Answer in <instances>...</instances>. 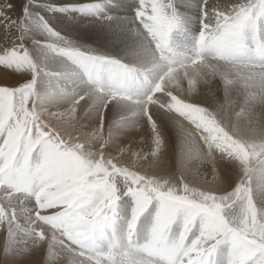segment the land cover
<instances>
[{
    "label": "snow or ice",
    "instance_id": "snow-or-ice-1",
    "mask_svg": "<svg viewBox=\"0 0 264 264\" xmlns=\"http://www.w3.org/2000/svg\"><path fill=\"white\" fill-rule=\"evenodd\" d=\"M207 2L201 3V30L190 54L171 42L172 34L183 24L171 0H137L135 16L161 60L199 62L208 70L207 76L221 75L226 87L234 83L232 76L217 73L210 61L232 65L252 61L264 73V0H246L227 13L216 11L214 23L209 21ZM12 9L11 0H0V22L5 27L20 23L10 15ZM35 23L51 38V42H36L45 50V58L52 54L65 57L75 70L47 71L43 63L34 61L23 42L0 49V72L32 74L31 80L15 87L0 83V182L9 189L24 186L29 195L39 193L45 185L64 176L69 168L64 154L79 152L81 148L78 142L66 143L51 129L45 131L41 126L33 105V99H38L41 80L48 84L49 101L66 94L68 83L89 86L84 95L72 101L74 118L86 98L98 99L106 107L117 94L125 95L139 71L115 59L92 54L91 50H80L50 27L42 16ZM104 79L109 81L108 87L104 86ZM158 91H163L160 83L153 86L149 101L181 118L172 123L180 136L183 170L188 161L212 162L211 179L205 180L220 188L223 181L214 166V156L234 159L243 170V177L234 188L205 190L190 184L184 175L178 184L170 183L166 178L138 174L111 161L87 158L85 171L91 173L92 169L103 167V173L89 177H84V172L77 173L73 181L57 185V191L64 193L62 204L50 209L47 195H37L36 208L30 211L41 221H52L54 227L62 230L69 246L75 245L80 250L73 257V264H84L86 259L90 264H264V209L258 207L253 196L255 181L256 192L264 200V170L256 168L257 164L264 163V140L238 139L213 111L181 101L171 92L167 93V103L157 101L154 96ZM256 102L264 104V92L250 98L246 89L244 107ZM225 109L226 105L221 104L218 110ZM145 111L153 134L152 163L160 166L165 141L152 112ZM182 121H187L191 128H185ZM100 127H103V114ZM117 177L122 187L117 184ZM124 197L131 200L132 207L126 235L120 237L116 226L119 202ZM150 209L152 223L141 243L135 234L138 221ZM42 212L50 215L42 216ZM0 233L6 234L0 255L19 260L48 241L44 264H57L59 246L55 236L49 241L48 234L31 219L23 225H14L9 216H0ZM221 253L225 254L223 260Z\"/></svg>",
    "mask_w": 264,
    "mask_h": 264
},
{
    "label": "bare ground",
    "instance_id": "bare-ground-1",
    "mask_svg": "<svg viewBox=\"0 0 264 264\" xmlns=\"http://www.w3.org/2000/svg\"><path fill=\"white\" fill-rule=\"evenodd\" d=\"M240 1L241 0H208L206 8L209 13V21L214 23V19H215L214 13L216 11L227 13L228 11L231 10L233 6H236L237 2ZM171 2L172 4H174L173 0H171ZM176 3L178 6L177 8H180V14L182 15L183 18L187 14L190 15L187 17L186 22L188 21L190 23L189 26L196 31V34H198V32L201 30L200 18H201L202 0H178L176 1ZM137 7H138L137 0H88L87 4L81 7V9L82 8L89 9V11H87L88 15L85 16L82 15L80 16V18L74 19V17L72 16H74L77 13L76 11L78 9L75 11L76 13L73 15L69 13L70 11L69 9H66L67 11L63 13L65 16H62V20L64 22L62 21L60 23L64 24L65 22L67 23V21L69 22L72 21L73 19H74L73 22L77 20L78 23L76 25L77 27L76 30H78L82 36L86 37V35H88L86 37L87 40L88 38H90L89 35L90 32H92L93 30L95 31L97 30V32L100 31L98 32V34L101 33L100 34L101 37L99 38V40L101 41H97L96 43L99 44L101 48L104 49L106 54L109 53L108 55L114 56L111 59L125 61L130 64L136 63L140 66V67L138 66L139 68L145 66L149 67L151 64L154 65L153 62L157 60V58L153 55L149 47L150 44L145 42L141 37H139L142 32H140L141 30L137 31L136 28V26L138 27L139 24L135 16ZM95 15L98 16L97 18L99 19L95 18L94 17ZM12 18L13 19L16 18V15L14 13L12 14ZM6 28L5 25L0 22V49L7 48L6 38H8V35L6 32L8 30L5 31ZM186 38L184 39V41L187 40ZM190 39L192 40L194 39L195 41L196 38L193 37ZM172 44L175 47L180 46L187 49L190 54V49H191L190 46L192 44H188L186 47L183 45L181 46L179 44L178 39H175L174 42H172ZM109 50L112 55L110 54ZM210 63L215 66V70L217 73L219 74L226 73L229 74L230 76H234V78L233 77L232 78L235 79V81L241 78L242 75L247 77V75L258 76L260 74L261 79L264 82V73H259L257 70H256L257 73H254L249 69H244L250 67L247 66L240 67V63L239 66L237 67H234L235 65H233L232 67L231 65L225 66L226 68L230 69L231 71L230 73L220 72L218 70L217 65H215L213 62ZM45 68L47 71L53 73L55 72L62 73L68 69L75 70V66L71 65V62H68V60L66 61L65 59L57 55H55L51 63L48 64V66ZM163 68L164 67L162 66L160 67V69L154 70L155 68H153V70L161 71ZM207 71L208 70L205 68L200 69L201 72L200 79H198L199 76L197 77V72L195 73L191 71V68L185 69L182 72L177 70L172 71L170 75L166 79H164V81L162 80L163 81L162 84L163 86H165L166 89L177 92L178 95L181 96V98L183 96L184 99L186 98V100H188L191 103L207 108L208 107L213 108L215 114H220V112L217 111L222 103H224L227 107L230 106L231 109L229 110L226 109L227 111L225 113L229 116L228 118L233 119L235 125L233 128L238 135H241L242 140L244 141L264 140V107L261 108L262 104L255 106L253 105L254 108L252 107L251 108L252 110L250 111V108L249 110L247 109L249 105L247 106L246 109L243 106L244 110H240L239 108H241L240 107L241 105L239 106L237 105V103L234 104V102H230L232 100L228 99L230 101H226L224 99L226 101L224 102V100L221 99L222 97L221 92L223 91V90L221 91V86L223 83V80L221 79V75H215L209 77L206 75ZM2 73L5 74V76H7L8 79L7 81H4L2 75L0 74V83H6L10 86L11 83H14L16 81L17 82L21 80H23L22 82L26 81L23 78L20 80L13 78L12 75L13 73L11 74L8 71H4ZM182 74H184V76H182ZM140 77L137 74L136 77L137 81L133 83V85L131 84V86L125 91L126 93L125 96L127 94H130L132 95V101L133 98L136 97L137 99L135 98L134 100H137V102L134 101L135 103H130L129 101V103H127L121 101L118 98L119 100L113 99L114 101H112L111 103L107 104L106 107H104L101 103H99L98 99L89 100L86 98L85 100L81 101L79 105V110L74 118L71 116L72 101L78 98L79 96L84 95L88 91L87 89L88 85L85 86L84 85L85 83H68L66 85V94H64L59 99L49 101L47 100L48 84L42 79L40 84H38V88H37L38 93L40 94V96H42L40 97L38 94L40 98L39 101H41V103H39V106L36 105H35L36 107L34 106L35 111L39 116L41 126L44 127L45 131L51 129L53 134H58L66 143L75 142V141H77L78 143L82 142L81 144L85 146V149H83L82 151L84 156H86L85 159L91 158L92 160H96V161L100 159L104 160L105 157L108 159L107 156L109 154L107 156L105 155L104 157L103 151L106 150L104 146L105 145L107 146V144L103 145V142L105 143V140L109 138L108 136L109 133L110 134L112 133V138H111L112 142H111V151H110L111 155H109V158L111 157L110 161L121 164V166L123 165L125 167H130L132 169L135 168L137 169V171L139 170L143 174L145 173L153 176L159 174L160 176L170 175V173H173L174 177L176 178V180L174 179L176 183H179L180 177L184 175L186 181H188L190 184L201 187L205 190L230 191L233 188L232 180L234 179V176H236V174L238 173L240 174L241 172H243L242 166L239 163L234 164L232 161L233 159H226L220 157L219 154H215L214 166L223 181L220 188L219 186L213 185L205 180V178H208V180L211 179L212 168H213L212 162H207V161L200 162L199 160L188 161L186 169L183 170V161L181 159V152H180V146H181L180 136L177 128L172 123L174 120H180L181 118L177 116L176 113L174 112L172 113L164 112L161 108L157 107L155 103H152L149 100H147L149 102L146 104L145 98L146 96H149L148 94L150 93V91L152 92L151 88H153V84L147 86L148 84L142 81ZM214 79H216V81ZM219 79L222 83L219 82ZM104 80L106 81L104 86L108 87L109 81L107 79ZM246 81L248 80L246 79ZM17 82L15 85L20 84ZM218 83H220L221 85H219ZM194 86H196L195 89ZM255 89L257 88L254 87V90ZM258 89L259 92H264V87H259ZM174 92L171 93L176 96V93ZM156 96L157 97L154 98L155 100L163 103L168 102L167 96L163 97V94L161 95L159 94L158 96L157 93ZM122 98H124L123 95ZM36 100L37 98H34L33 102ZM179 100L183 101L182 99ZM228 102H230V104ZM102 109L105 110L104 113H102ZM146 109H150V111L152 112V118L153 120L156 121L160 134L165 141V147L161 153L162 159L160 166H153L152 163L153 157L151 155V152H152L153 134H152L151 125L149 124V121L146 117V111H145ZM238 110H240V112ZM256 110L261 111L259 115L254 114V111ZM102 114H103V127L101 129L100 117ZM125 118L130 119L128 124L125 123L126 122ZM123 119L125 122L122 121ZM120 120L123 123H125L124 126L128 129L126 130L121 129L120 123L118 125V122ZM252 120H255V122L247 124ZM182 122L184 123L185 128H191V125L188 124L187 121H182ZM193 132H195V130H193ZM166 139H168L170 150L166 146L167 145ZM71 153L72 152L64 154L67 158L69 168L67 169V172L64 176L59 177L63 181L67 179L68 172L76 171L74 163L68 160V158H70L69 154ZM263 164L264 163H262V165ZM87 167L88 165L86 163L82 167L78 166V171L84 172V174L89 173L85 171ZM261 169L264 170V166ZM173 175H172V179H173ZM55 181L56 179H54L52 182L49 183L51 184V186H48L47 184L45 185L46 187L44 186L43 188L40 189V192L37 193V195L41 197L47 195L46 203L50 209L55 208L56 205L62 204L64 202L63 200L64 193L57 191L58 184L56 185ZM171 181L173 182V180ZM20 187H24V186H18L16 188L9 189L7 186H5L4 182H0V188H1L0 190L4 189L5 191L6 190L14 191V190H18ZM255 193H256V203H258L260 208L264 209V200L260 199L259 193L257 192ZM55 194H60L61 196L56 197ZM7 198L8 197H2V196L0 198V208H2L3 210L2 211L3 215H7L10 218H12L14 225L16 221H18L21 225L26 223L29 219H31V221H34L37 227L43 229L44 232L48 234L49 241H51L52 237L55 236L56 242L58 243L59 246V258L57 260V264H73V257L78 255V252H76V250L79 249H77L75 245L69 246L68 241L65 239V236L62 234V230L59 227H54L52 221L46 222L36 218L35 212L30 211V210H35L36 202H34L31 198H28L24 201L16 199L15 196L12 197L11 199H7ZM119 204L120 205L118 206L119 213H118V222L116 226V234L120 237H124L127 231V222L130 219V215H131L132 203L128 197H124V199L122 198V201L119 202ZM41 215L47 217L50 215V213L42 212ZM152 217H153V213L152 210L150 209L138 221L135 234L137 240L141 243L143 242L147 234L148 227L152 223ZM5 235H6L5 233H0V238H1L0 245L3 244ZM60 242H62V244ZM29 243H31V241H29ZM47 246H48V241H46L44 245L35 248L28 256L21 258L19 260H15L10 256L4 257L0 255V264H5V261H7V264H44L45 259L47 257ZM224 255H225L224 253H221L220 255L221 260L224 259ZM84 264H90V261L86 259Z\"/></svg>",
    "mask_w": 264,
    "mask_h": 264
},
{
    "label": "rangeland",
    "instance_id": "rangeland-1",
    "mask_svg": "<svg viewBox=\"0 0 264 264\" xmlns=\"http://www.w3.org/2000/svg\"><path fill=\"white\" fill-rule=\"evenodd\" d=\"M174 1V4H173V6L175 7V9H176V11H177V13H178V15L180 16V18L182 19L183 17H182V15L180 14V8H177L178 6H177V3H176V1H178V0H173ZM11 2H12V4H13V9L10 11V15L12 16V14L14 13L15 15H16V18H14V20H16V21H18V22H20V23H18L16 26H12V27H5L6 29H5V31H7L6 33H7V35H8V38H6L7 39V48H11V47H13V46H15L17 43H20V42H23L24 44H25V46L29 49V51H30V53H31V55L33 56V59H34V61L37 63V64H41V63H43L44 64V66L45 67H47L48 66V64H50L51 63V61L53 60V58L55 57V54H52L50 57H48L47 59L45 58V50L43 49V47H42V45L41 44H38V43H36L37 41H40V42H51V38L50 37H48V35H47V33H45V32H43L42 30H40L39 28H38V26L36 25V21L39 19V17L40 16H42L43 18H44V20L48 23V25L50 26V27H52L56 32H58L62 37H64L65 38V40H67V41H69V42H71L75 47H77V48H79L80 50H82V51H88V50H91V52H92V54H96V55H102V56H104V57H107V58H112V57H114V56H110V55H108L109 53H107L106 54V52L104 51V49L103 48H101V46L99 45V44H97L96 42L97 41H101V40H99V38L101 37L100 36V34L101 33H99L98 34V32H100V31H98L97 32V30L95 31V30H93L92 32H90V38H88V40L86 39V37L88 36V35H86V37L85 36H82L81 34H80V32L78 31V30H76V25H77V20H75V22H73V20L74 19H78V18H80V16H82V15H88V12H84V13H82V11L80 10L81 9V7L82 6H84V5H86L87 4V2H88V0H11ZM52 2V3H51ZM244 2H246V0H241L240 2H237V4L236 5H238V4H241V3H244ZM88 6V5H87ZM67 7V8H66ZM25 8H27V13L25 12ZM73 9V11H72V9ZM66 9H69L70 11H69V13H71L72 15L73 14H75L76 12V14L74 15V16H72V17H74V19L72 20V21H67V23L65 24H61L60 22H62L63 20H62V16H65L63 13L65 12V11H67ZM78 9V10H77ZM77 10V11H76ZM76 11V12H75ZM62 13V14H61ZM60 15V16H59ZM188 16H190V15H186V16H184V18L182 19V21H184L183 22V24H182V26H181V28H180V30H177V31H175L173 34H172V36H171V41L172 42H174V40L175 39H178L179 40V44L182 46H187L188 44H192L193 45V42H194V39L192 40V39H190V38H198V35H199V32H198V34H196V31L192 28V27H190L189 25H190V23L187 21L186 22V20H187V17ZM76 17V18H75ZM95 18H97L98 16H94ZM97 19H99V18H97ZM79 21V20H78ZM64 22V21H63ZM71 22V23H70ZM2 23V22H1ZM69 23V24H68ZM87 27H88V25H87ZM264 27V26H263ZM136 28H137V30H141L140 32H142L141 34H140V36L139 37H141L145 42H147V43H149L150 45H149V47H150V49H151V51H152V53H153V55L157 58V60H155L153 63H154V65H156V66H154L153 64H151L149 67L148 66H145V67H142V68H139L140 66L138 65V64H136V63H128V62H125V61H121V60H117V61H119L120 63H122V64H125V65H128L130 68H132V69H134V70H139L138 71V75H139V77H140V79L142 80V81H144V82H146V84H148L147 86H150V85H152L153 84V86L155 85V84H157V83H160L162 86H163V81H164V79H166L169 75H170V73L172 72V71H180V72H182L183 70H185V69H190L191 68V71H193V72H197V77H198V79H200L201 77H200V69H202V67L200 66V63L199 62H197L196 64H188V63H178V64H176V63H169V62H165V61H163V60H161L160 58H159V54L155 51V47H154V43L153 42H151V40H150V38H147V36H146V32L142 29V26L140 25V24H138V27L136 26ZM21 29H23V35H22V33H21ZM186 34V35H185ZM262 34H264V28H262ZM144 35H145V37H144ZM189 35V36H188ZM187 37V38H186ZM147 38V39H146ZM187 39L186 41H184V39ZM182 39V40H181ZM188 39H190V40H188ZM147 40V41H146ZM192 40V41H191ZM186 42V43H185ZM182 43V44H181ZM185 43V44H184ZM191 45V46H192ZM191 46H190V48H191ZM178 47H180V46H178ZM154 48V49H153ZM183 48V47H182ZM109 52H110V50H109ZM155 52V53H154ZM110 54H111V52H110ZM110 56V57H108V56ZM112 55V54H111ZM158 56V57H157ZM61 58H63V59H65L66 61H67V59L65 58V57H62V56H60ZM154 57V58H155ZM155 58V59H156ZM158 60H160V61H158ZM68 62H70V61H68ZM159 62V63H158ZM210 62H213L215 65H217V67H218V70L220 71V72H231L230 71V69L229 68H226L225 66H230L231 65V67L233 66L232 64H229V63H226V62H223V61H215V60H212V61H210ZM249 62V63H248ZM128 63V64H127ZM155 63H158V64H155ZM251 63V64H250ZM153 65V66H152ZM160 65V66H159ZM166 67H165V66ZM179 65V66H178ZM218 65H220V66H218ZM242 65H244V66H242ZM252 65V66H251ZM135 66V67H134ZM139 66V67H138ZM164 67L161 71H154V70H156V69H160V67ZM169 66V67H168ZM237 66H239V63H237L234 67H237ZM250 67V68H244V69H249V70H251L252 72H254V73H257L256 72V70L259 72V73H261L260 71H259V69H258V65L257 64H255L254 62H252V61H245V62H240V67ZM148 67V68H147ZM199 67H200V69H199ZM224 67V68H223ZM149 68H152V69H149ZM153 68H155L154 70H153ZM193 68V69H192ZM255 68V69H254ZM173 69V70H172ZM226 69V70H225ZM143 70V71H142ZM149 72H148V71ZM151 70V71H150ZM12 75H13V78H16V79H24V80H26V81H28V80H31V78H32V74L30 73V72H15V71H11L10 72ZM56 73V72H55ZM199 73V74H198ZM0 74L2 75V78H3V80L4 81H7V79H8V77L7 76H5V74H3L2 72H0ZM150 75V76H149ZM157 77H156V76ZM242 75V74H241ZM22 76V77H21ZM160 76V77H159ZM164 76V77H163ZM182 76H184V74H182ZM244 75H242V77L241 78H239L238 80H236L235 81V79H233L234 80V83L232 84V85H230V86H225V83L223 82H221L220 81V79H219V82H221L222 83V86H221V93H222V97H221V99H225L226 101H230V100H232V101H230V102H234V104H236L237 103V105H241L240 107L241 108H239L240 110H244V108L246 109L247 108V106H248V110H249V108H250V111L252 110L251 108L253 107V105L255 106V105H260V103L258 104V102H256V103H251V104H248L246 107H244L243 108V106H244V102H245V91H246V89H247V93H248V96L251 98V97H253V96H255V94H257V93H260L259 92V87H264V82L262 81V79H261V75L259 74L258 76H253V75H247V77L246 76H244ZM260 76V77H259ZM145 77V78H144ZM153 77V78H152ZM233 78H234V76H232ZM27 78H28V80H27ZM152 80H151V79ZM156 78V79H155ZM205 78V77H204ZM251 78H252V80H251ZM83 79H85V78H83ZM144 79V80H143ZM158 79H159V81H158ZM246 79L248 80V81H246ZM249 79H250V81H249ZM146 80V81H145ZM163 80V81H162ZM207 80V79H206ZM215 81H216V79H214ZM253 80H254V82H253ZM23 80H21V81H19V82H17V83H23L22 82ZM26 81H24V82H26ZM136 81H137V78H136ZM135 81V82H136ZM256 81V82H255ZM16 82H14V83H11V85L10 86H12V87H15V86H17V85H15L16 84ZM105 80H103V84H105ZM152 82V83H151ZM156 82V83H155ZM263 82V83H262ZM237 83V84H236ZM262 83V84H261ZM6 84V83H5ZM219 85H221L220 83H218ZM257 86H256V85ZM8 85V84H7ZM85 86L87 85L86 83L84 84ZM133 85V84H132ZM197 86V85H196ZM196 86H194V89L196 88ZM241 86V87H240ZM250 86V87H249ZM88 87L89 86H87V89H88ZM245 87V88H244ZM249 87V88H248ZM254 87H256L257 89H255L254 90ZM152 90H153V88H151ZM127 90V89H126ZM125 90V91H126ZM237 90V91H236ZM250 90V91H249ZM170 90L169 89H166L165 88V86H163V91H162V93L161 92H156L157 93V95L159 96V94L161 95V94H163V97H165V96H167V93L169 92ZM199 91V90H198ZM254 91V92H253ZM257 91V92H256ZM170 92H174L173 90H171ZM227 92V97L226 96H224L225 95V93ZM236 92V93H235ZM239 92H240V94H239ZM150 93H151V91H150ZM149 93V94H150ZM159 93V94H158ZM174 93H176V96H177V98H179V99H182L183 101H185V102H189L188 100H186V98L184 99L183 98V96H182V98H181V96L180 95H178V93L177 92H174ZM235 93V94H234ZM244 93V94H243ZM39 94V93H38ZM148 94V95H149ZM224 94V95H223ZM231 94V95H230ZM250 94V95H249ZM254 94V95H253ZM128 95V96H127ZM126 96L125 95H123L124 96V98H122V95H120V94H117L115 97H113L112 98V101H114V100H121V101H124V102H127V103H129V101H130V103H135V102H137V100H134L136 97H134L133 98V101H132V95H130V94H127ZM39 96H40V94H39ZM39 96H38V99L36 100V101H34L33 103H34V106L36 105V106H39V103H41V101H39L40 100V98H39ZM180 96V97H179ZM231 98H230V97ZM239 96V97H238ZM40 97H42V96H40ZM155 97H157L156 96V94H155V96H154V98ZM161 97V96H160ZM227 99H226V98ZM235 97H238V98H235ZM119 98V99H118ZM129 98H131V99H129ZM144 98V97H143ZM258 98V97H257ZM43 99V98H42ZM114 99V100H113ZM137 99V98H136ZM146 104L149 102V101H147V100H149L148 99V96H146ZM228 99H230V100H228ZM126 100H128V101H126ZM224 100V102H226ZM135 101V102H134ZM151 102V101H150ZM230 102H228L229 104H230ZM222 104H224V103H222ZM35 106V107H36ZM237 107V106H236ZM264 107V105L262 104V106H261V108H263ZM205 108H207V107H205ZM254 108V107H253ZM104 109V108H103ZM207 109H209V110H211V111H213V108H210V107H208ZM226 109L227 110H229V109H231V107L230 106H226ZM225 109V111H223V110H218L217 112H220V114H216V116H217V119H219L220 120V122L222 123V124H224L226 127H227V129H228V131L229 132H231L232 134H233V136L234 137H236V138H238V139H242V137H241V135H238L236 132H235V130H234V122H233V119L232 118H228L229 116L225 113L227 110ZM240 110H238L239 112H240ZM232 111H235V110H232ZM105 112V110H103V113ZM214 112V111H213ZM260 110H256V111H254V114L255 115H259L260 114ZM215 113V112H214ZM261 116V115H260ZM221 117V118H220ZM228 119V120H227ZM128 120V121H127ZM129 120L130 119H126L125 118V121H124V119L122 120L123 122H125V123H127L128 124V122H129ZM121 120L118 122V125H119V123H120V127H121V129L122 130H126V129H128V128H126L124 125H125V123H123ZM255 122V120H252V121H250V122H248L247 124H249V123H254ZM233 126H232V125ZM125 128V129H124ZM109 138H107V140H105V143L103 142V145H105V144H107V146L105 145L104 147H105V149L106 150H104L103 151V153H104V157H105V155L107 156L108 154L109 155H111L110 153V151H111V142H112V140H111V138H112V133L110 134L109 133ZM167 140V148L170 150V145H169V142H168V139H166ZM75 142H77V141H75ZM107 142V143H106ZM82 143V142H81ZM81 143H79L80 145H81V148H80V150H79V152H72L71 154H69L70 155V158H68V160L69 161H71V162H73L74 163V165H75V169H76V171L75 172H68L67 173V179L65 180V181H63V180H61L59 177L58 178H56V185L57 184H62V183H67V182H70V181H73L74 179H76L77 178V173H79V171H78V166L79 167H82V166H84L85 165V157L86 156H84V154H83V149H85V146L83 145V144H81ZM168 145H169V147H168ZM172 149V148H171ZM106 152H107V154H106ZM109 155L107 156L108 157V159L105 157V159H104V161H110L111 160V157L109 158ZM74 157V158H73ZM220 157H223V156H221L220 155ZM100 158H102V157H100ZM224 158V157H223ZM74 159V160H73ZM80 160V161H79ZM101 160V159H100ZM100 160H98L97 162H99ZM233 161V163L235 164V163H239L238 161H235L234 159L232 160ZM112 163H114L115 165H117L118 167H121V168H126V169H128L129 171H132V172H136V173H138V174H142V175H147V176H153V175H148V174H143V173H141V171H137V169H135V168H130V167H125V166H121V164H118V163H116V162H113V161H111ZM264 166V164L262 165V163L261 164H257L256 165V168H257V170L259 171V170H262L261 168ZM100 168V169H99ZM96 167L94 170H92V172L90 173H85L84 174V177H89L90 175H92V174H102L103 173V171H104V169H103V167ZM99 169V170H98ZM101 170V171H100ZM172 175H173V173H170V175H162V176H160V174L159 175H154V176H157V177H162V178H166V179H168L169 180V182L170 183H176V178L174 177V175H173V179H172ZM171 177V178H170ZM242 177H243V172H241L240 174L238 173V174H236V176H234V179L232 180V187L234 188L235 187V185L242 179ZM59 179V180H58ZM175 179V180H174ZM171 180H173V182L171 181ZM117 184L118 185H122L121 184V182H120V180H119V177H117ZM178 184V183H177ZM55 185V186H56ZM48 186H51V184H48ZM195 186V185H194ZM46 187V186H45ZM196 187H198V186H196ZM199 188H201V187H199ZM1 189V188H0ZM256 187H255V181H254V184H253V196L256 198ZM2 194V195H1ZM255 194V195H254ZM56 195V197H60L61 195L60 194H55ZM1 196L2 197H8L7 199H11L12 197H14L15 196V198L16 199H18V200H22V201H24V200H26V199H28V198H31L34 202H36L35 200H36V196H37V194H34V195H29L27 192H26V190L24 189V187H20L18 190H4V189H2V190H0V198H1ZM124 199V198H123ZM121 201H122V199H121ZM120 201V202H121ZM257 205H258V203H256ZM120 205V204H119ZM258 207H259V205H258ZM260 208V207H259ZM260 209H262V208H260ZM2 208H0V216H3V213H2ZM119 213V212H118ZM16 216V215H15ZM17 217V216H16ZM12 219V218H11ZM13 220V219H12ZM16 224H19V225H21L18 221H16L15 222V225ZM1 239V238H0ZM21 243H23V240H21L20 241ZM76 252H78L79 253V250H76Z\"/></svg>",
    "mask_w": 264,
    "mask_h": 264
}]
</instances>
